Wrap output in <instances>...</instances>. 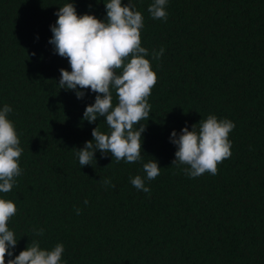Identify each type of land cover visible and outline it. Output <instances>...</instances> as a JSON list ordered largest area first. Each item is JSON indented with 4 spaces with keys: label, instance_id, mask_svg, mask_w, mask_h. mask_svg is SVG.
<instances>
[{
    "label": "trees",
    "instance_id": "trees-1",
    "mask_svg": "<svg viewBox=\"0 0 264 264\" xmlns=\"http://www.w3.org/2000/svg\"><path fill=\"white\" fill-rule=\"evenodd\" d=\"M69 2L106 21L109 0H0V110L12 108L23 149L21 175L0 193L17 208L11 258L37 241L45 250L63 244L61 264H264V0H168L166 21L151 17L153 0H122L143 16L141 46L157 75L140 121L141 160L96 151L84 167L75 150L109 127L103 117L83 119L95 93L78 88L85 96L77 99L58 86L60 69L71 68L49 40ZM209 115L235 124L232 155L216 175L191 178L182 171L189 166L173 165L170 136ZM152 158L161 170L144 193L131 178L146 177Z\"/></svg>",
    "mask_w": 264,
    "mask_h": 264
},
{
    "label": "clouds",
    "instance_id": "clouds-1",
    "mask_svg": "<svg viewBox=\"0 0 264 264\" xmlns=\"http://www.w3.org/2000/svg\"><path fill=\"white\" fill-rule=\"evenodd\" d=\"M168 0H153L148 12L155 20L168 18L166 5ZM106 21L94 15H78L73 3H66L55 13L58 17L51 26L53 33L49 43L54 45L55 53L67 58L71 71L60 69V89L75 91L77 99L85 96L90 89L95 93V101L86 107L83 119L89 124L103 117L109 132L103 133L99 127L92 131L93 141L85 143L83 149L75 150L81 167L91 165L96 151L103 155L111 154L117 162L135 163L141 160L142 133L145 126L141 120H148L151 105L148 98L157 82V75L152 70L149 51L141 46V29L144 27L143 16L131 3L122 5V0H109L104 3ZM164 49L153 51L152 58L159 60ZM34 55V54H33ZM113 91L117 103L113 106ZM12 112L9 105L0 110V193H8L16 183L15 177L21 175L19 158L23 149L13 123L7 118ZM139 125V127H137ZM181 130L173 131L170 142L177 147L173 165H187L182 171L185 175L196 178L208 172L217 174V165L229 158L232 144L229 133L235 124L228 120H218L209 115L206 120ZM161 168L155 159L143 165L146 177L140 175L131 178V184L138 191L150 193L145 186V179L154 180ZM103 184L111 181L104 179ZM115 187L114 185H112ZM87 205L88 201L85 200ZM13 201L0 199V264H61L64 245L57 244L51 250L40 247L32 241L25 250L13 257L17 239L9 230L8 222L16 214ZM80 214V209H76ZM42 236L43 229L36 232Z\"/></svg>",
    "mask_w": 264,
    "mask_h": 264
}]
</instances>
